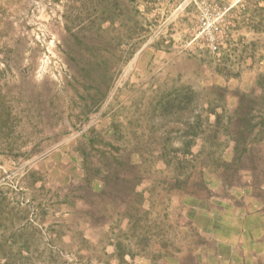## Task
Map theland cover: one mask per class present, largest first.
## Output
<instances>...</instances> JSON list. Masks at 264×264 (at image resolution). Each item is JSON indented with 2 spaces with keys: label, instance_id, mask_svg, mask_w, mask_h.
<instances>
[{
  "label": "rangeland",
  "instance_id": "1",
  "mask_svg": "<svg viewBox=\"0 0 264 264\" xmlns=\"http://www.w3.org/2000/svg\"><path fill=\"white\" fill-rule=\"evenodd\" d=\"M232 2L0 0V264H192L264 227V0Z\"/></svg>",
  "mask_w": 264,
  "mask_h": 264
},
{
  "label": "crops",
  "instance_id": "2",
  "mask_svg": "<svg viewBox=\"0 0 264 264\" xmlns=\"http://www.w3.org/2000/svg\"><path fill=\"white\" fill-rule=\"evenodd\" d=\"M207 238L204 249L193 253L192 264H264V227L254 220L228 218L210 228Z\"/></svg>",
  "mask_w": 264,
  "mask_h": 264
},
{
  "label": "built area",
  "instance_id": "3",
  "mask_svg": "<svg viewBox=\"0 0 264 264\" xmlns=\"http://www.w3.org/2000/svg\"><path fill=\"white\" fill-rule=\"evenodd\" d=\"M223 12L216 11L215 13H209L206 10L201 14L199 21V34H203L208 38L210 43V50L212 52L218 51V41L215 37L217 33H219L221 29V20H222Z\"/></svg>",
  "mask_w": 264,
  "mask_h": 264
}]
</instances>
